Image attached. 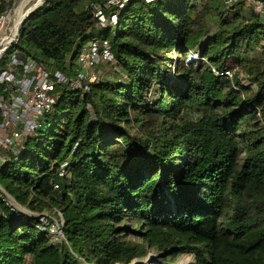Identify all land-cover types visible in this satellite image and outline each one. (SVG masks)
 Instances as JSON below:
<instances>
[{
    "label": "trees",
    "instance_id": "trees-1",
    "mask_svg": "<svg viewBox=\"0 0 264 264\" xmlns=\"http://www.w3.org/2000/svg\"><path fill=\"white\" fill-rule=\"evenodd\" d=\"M108 1L46 0L7 51L73 75L98 40L114 61L81 91L57 88L0 169L32 213L0 198V264H264V23L248 0ZM95 5L116 25L98 29ZM43 213L62 216V241L36 228Z\"/></svg>",
    "mask_w": 264,
    "mask_h": 264
},
{
    "label": "built area",
    "instance_id": "built-area-1",
    "mask_svg": "<svg viewBox=\"0 0 264 264\" xmlns=\"http://www.w3.org/2000/svg\"><path fill=\"white\" fill-rule=\"evenodd\" d=\"M130 1L132 0H109L104 8L115 7L121 11ZM144 1L152 3L155 0ZM235 2L236 0H226L225 4L231 8ZM247 5L263 19L264 23V0H248ZM92 10L98 29L116 25L117 14H107L98 5L93 6ZM6 11L0 15V26L3 24ZM16 40L17 37L13 42ZM8 50L9 48L0 56V62ZM16 54L10 57L6 68H0V169L9 161V157L19 156L26 136L38 130L44 122V117L53 111L58 100L55 94L57 88L81 91L86 88L87 82H98L91 71L99 61L104 60L108 63L114 61L109 43L98 40L89 41V45L79 54L72 77L61 72L48 71L31 59L20 60ZM217 75L232 79L233 71ZM66 176L64 163L60 166L57 177L64 179ZM54 189L58 190L59 186L54 185ZM0 198L10 204V197L1 188ZM57 216L58 219L41 216L36 228L47 232L54 241L59 242L63 240L61 229L64 223L59 213Z\"/></svg>",
    "mask_w": 264,
    "mask_h": 264
},
{
    "label": "rangeland",
    "instance_id": "rangeland-1",
    "mask_svg": "<svg viewBox=\"0 0 264 264\" xmlns=\"http://www.w3.org/2000/svg\"><path fill=\"white\" fill-rule=\"evenodd\" d=\"M6 2L9 3V9L6 11L7 13L4 15V21H3L2 26H5V27H7V25H8V23H7V17H8V15H9V13L11 12V10H12L14 7L17 6L19 0H7ZM199 4H200V2H198V5H199ZM247 7L249 8L250 11H252V9H251V7H250L249 5H247ZM259 18L261 19V21H263V19H262L261 17H259ZM2 26H0V28H1ZM216 26H217V23L215 22V20H213V21H212V24H211V30H210V33L213 32V31L215 30ZM13 43H14V42H13ZM13 43H12V44H13ZM88 45H89V41L85 42L84 48H86ZM10 48H11V47H9V49H10ZM14 54H15V53H14ZM9 57H10V54H9V53H6V55H5V58H6V59L3 60V61L1 62L3 68H6V67L9 65ZM172 57H173V63H176L177 55H173ZM190 57H191L192 59L197 60L196 63H198V65H201V59H200V57H199L198 54L193 53L192 56L190 55ZM76 63H77V62H76ZM107 63H108V62H107ZM112 63H113V62H112ZM110 64H111V63H110ZM111 66H112V65H108V64H106V62H105L104 60H101V61L98 62V64H97V66L95 67V69H93V70L91 71V73H93V74L97 77V79H98V81H99V80L102 79V77L104 76L105 71L107 72L109 69H111ZM75 67H76V66H75ZM70 74H73V73H70ZM66 75H67L68 77H72V76L69 75V74H66ZM238 77H239V80L241 81V83L247 85L246 82H245V80H244V78H243V76H242V74H240ZM89 83H91V82H87L86 85H88ZM3 184H4V179H3L2 176H0V185H3ZM9 201H10L9 206H11V207H13V208H16L17 210H19V211H21V212H23V213H26V214H29V215L32 214L31 212H29L28 210H26L24 207H21L20 205H18V204H17L14 200H12L11 198L9 199ZM34 215H37V214H34ZM42 216H48V215H46V213H43ZM49 217H51V216H49ZM150 259H152V260H150ZM157 262H158V261H157V259L155 258V255H153L152 252H149V254L147 255V257H146L145 259H143V260H136V261H134L132 264H157ZM193 263H194V259H193L192 256H182V257H180V258H178V259L176 260V264H193Z\"/></svg>",
    "mask_w": 264,
    "mask_h": 264
},
{
    "label": "bare ground",
    "instance_id": "bare-ground-1",
    "mask_svg": "<svg viewBox=\"0 0 264 264\" xmlns=\"http://www.w3.org/2000/svg\"><path fill=\"white\" fill-rule=\"evenodd\" d=\"M45 0H19L7 17V27L0 29V56L12 45L24 19ZM152 260V259H150Z\"/></svg>",
    "mask_w": 264,
    "mask_h": 264
},
{
    "label": "water",
    "instance_id": "water-1",
    "mask_svg": "<svg viewBox=\"0 0 264 264\" xmlns=\"http://www.w3.org/2000/svg\"><path fill=\"white\" fill-rule=\"evenodd\" d=\"M46 1V0H45ZM45 1L43 2V4L45 3ZM43 4L40 6V7H38V8H36L33 12H31L25 19H24V21L22 22V24H21V26L23 25V23L26 21V19L27 18H29V16L31 15V14H33L34 12H36L37 10H39L42 6H43ZM20 26V27H21ZM12 46V45H11ZM10 46V47H11ZM17 55V57L20 59V60H24V57L21 55V54H19V53H17L16 54ZM158 257H160L159 255H157V256H155V258L157 259Z\"/></svg>",
    "mask_w": 264,
    "mask_h": 264
}]
</instances>
